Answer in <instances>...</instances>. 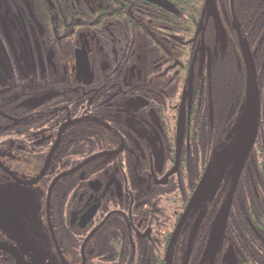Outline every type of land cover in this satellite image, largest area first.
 Returning a JSON list of instances; mask_svg holds the SVG:
<instances>
[{
  "label": "flooded vegetation",
  "instance_id": "obj_1",
  "mask_svg": "<svg viewBox=\"0 0 264 264\" xmlns=\"http://www.w3.org/2000/svg\"><path fill=\"white\" fill-rule=\"evenodd\" d=\"M161 1L175 12L153 0H0V264H87L91 256L106 264L114 238L124 249L167 243L164 264H176L181 216L170 215L167 241L171 217L155 219L148 197L181 190L192 109L215 95L226 32L206 21L204 0V25L182 36L192 15L185 0ZM215 1L219 18L225 9L236 17L234 0ZM167 13L184 14L185 24L161 26L157 15L168 21ZM258 94L260 103L259 86ZM226 198L203 201L182 223L192 222L182 264L201 212L206 264L237 263L224 233L214 244L212 230L206 236Z\"/></svg>",
  "mask_w": 264,
  "mask_h": 264
},
{
  "label": "trees",
  "instance_id": "obj_2",
  "mask_svg": "<svg viewBox=\"0 0 264 264\" xmlns=\"http://www.w3.org/2000/svg\"><path fill=\"white\" fill-rule=\"evenodd\" d=\"M183 2L186 3V7L189 8L192 15L187 17L188 21L185 28H183L182 36L194 37L199 24L204 25L205 15L200 14V9L202 10V6L204 7V0H185ZM221 5H224L225 8L226 0H221V2L218 0V6L221 7ZM234 9L242 36L247 43L256 70L260 92V118L255 139L236 187L224 228V235L228 244L236 249L238 255L236 264H264V0H234ZM166 16L168 21H164L157 15L158 23L161 26L171 25L173 21L185 24L182 21L185 17L184 14L168 15L167 13ZM220 19L226 35L221 39L224 40L220 52L221 58L218 61L216 71L212 74V77L215 75L211 83L215 95L208 98L206 104L201 101L199 96L192 109L190 118L192 131L190 159L185 161L183 165L184 170L182 173L185 175L181 173V190L178 189L177 196H173V191L166 188L163 193L166 194L165 197L161 198V195H159L155 199L153 196L158 192L150 194V197H148L152 205L155 202L157 203L149 212L154 213V216L157 212L155 210L159 209L160 213L155 216V219L160 217V221L166 220L168 216L171 217L170 215H174V212L177 219L180 216L182 217L205 170L224 146L225 136L235 128L242 111L246 93V72L240 52L241 45L233 30L229 11L223 10ZM255 49L257 52H255ZM147 59L150 58L147 57ZM210 102H213V106H210ZM249 131L250 128L246 132L247 135ZM231 166L229 164L225 168V177L222 182L220 181L208 203L218 199L222 202L226 198L232 182ZM164 198L167 200L165 207ZM193 213L194 211L188 217H192ZM146 218L151 219L152 214L146 216ZM205 219L206 221L202 223L194 241L188 264H206V261H204L205 246L204 243L200 244L201 233L207 226V217ZM172 221L173 218L171 217V226L167 228V241H169L175 229V224H172ZM154 222L157 221L154 220ZM210 223L212 224V219H210ZM190 224L192 222L187 220L179 232V240L175 243L178 250L171 257L175 259L174 263L176 264H182L184 260V253H180V251L181 249L184 251L186 247L187 239L185 237L189 232L185 235L183 233ZM120 230L121 226L110 229L112 232H121ZM211 230L212 226L210 225L206 236H210ZM141 231H144V227ZM166 247L167 243L161 247L152 244L124 249L119 238H114L111 260L105 263L124 264L125 261V264H164L166 258L169 257ZM121 253L123 254L121 255ZM88 261L90 264H99L94 261L92 256Z\"/></svg>",
  "mask_w": 264,
  "mask_h": 264
},
{
  "label": "water",
  "instance_id": "obj_3",
  "mask_svg": "<svg viewBox=\"0 0 264 264\" xmlns=\"http://www.w3.org/2000/svg\"><path fill=\"white\" fill-rule=\"evenodd\" d=\"M156 4H158L160 7L170 11L175 12L173 8L167 4L166 2H162L161 0H153ZM232 4V0H230ZM205 8H206V21L209 19L212 20L214 25L215 33L218 34L221 30V22L216 6L215 0H206L205 2ZM232 21H233V29L237 35V37L240 40V50L242 59L244 61L245 65V71H246V78H247V91H246V98L243 105L241 116L237 122L236 128L234 132L231 134H228L226 136V140L230 141L229 145L224 147L220 152L214 157V159L211 161L207 169L205 170L199 185L189 203V206L187 207L181 221L179 222L174 235L172 239V243L174 242V239L176 238V235L178 233V230L181 226V223L184 221V219L188 216V214L193 210L196 202L198 201L201 194L204 193V191L208 188L206 193H209V191H215L218 188L219 182L222 178V163L225 160V157L229 153V151L235 150V156L232 160V166H231V173H232V184L230 193L228 195V198L225 202L224 207L219 212V214L216 217L214 231H213V239L212 243L214 244V239L221 235L226 218L228 216L230 206L233 200L234 192L237 186V183L239 181V178L242 174V171L245 166V162L248 156V153L251 149V146L253 144V141L255 139L257 129H258V119H259V102H258V86H257V77H256V71L254 67V63L252 60V56L249 52L247 43L242 38V34L240 31V26L238 24V21L235 17V15L232 13ZM200 26L198 27V32L200 31ZM191 86V81H190ZM180 120H179V127H178V151H177V158L179 162V154H180V139H181V120L183 116V110L180 112ZM250 128V131L248 132V135L246 134L247 130ZM246 138V141L244 143H238V141H241L243 138ZM213 194V193H212ZM205 215V212H202L199 217L197 218L195 225L193 226L192 233L190 235V239L188 242V249L185 256L184 264H188V260L190 257V253L192 250V245L194 238L196 236V233L198 231V228L200 226L201 220L203 216ZM234 257L231 258V256L225 257V261L227 264H233ZM167 264H170V261H167Z\"/></svg>",
  "mask_w": 264,
  "mask_h": 264
},
{
  "label": "rangeland",
  "instance_id": "obj_4",
  "mask_svg": "<svg viewBox=\"0 0 264 264\" xmlns=\"http://www.w3.org/2000/svg\"><path fill=\"white\" fill-rule=\"evenodd\" d=\"M222 25V24H221ZM234 152L235 150H233L231 152V154L228 156V158L225 160L226 161V165L229 163V161H232L234 158ZM208 190V188L204 191V193L202 194L197 206L195 207L194 213H197L201 208H202V202L209 200V198L211 197L213 191H209V193H206ZM16 199H21V193L19 191H16V195H15Z\"/></svg>",
  "mask_w": 264,
  "mask_h": 264
},
{
  "label": "bare ground",
  "instance_id": "obj_5",
  "mask_svg": "<svg viewBox=\"0 0 264 264\" xmlns=\"http://www.w3.org/2000/svg\"><path fill=\"white\" fill-rule=\"evenodd\" d=\"M253 60V59H252ZM254 63V62H253ZM255 67V66H254ZM256 71V70H255ZM256 77H257V75H256ZM257 86H258V81H257ZM246 91H247V78H246ZM245 98H246V93H245ZM258 99H259V94H258ZM231 154V152H229L228 154H227V156L225 157V160L228 158V156ZM223 161V163H222V166H221V168H222V178H221V182L223 181V178L225 177V165H226V161ZM220 183V182H219ZM202 208H203V206H202ZM202 213V212H201ZM200 213V214H201ZM194 214V213H193ZM204 217V216H203ZM203 219V218H202ZM202 221V220H201ZM201 224V223H200ZM195 225V224H194Z\"/></svg>",
  "mask_w": 264,
  "mask_h": 264
}]
</instances>
